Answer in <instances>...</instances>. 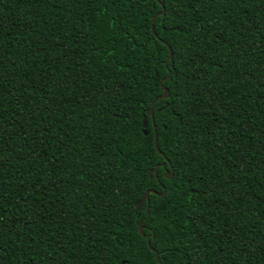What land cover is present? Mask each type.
I'll list each match as a JSON object with an SVG mask.
<instances>
[{
	"label": "trees",
	"instance_id": "trees-1",
	"mask_svg": "<svg viewBox=\"0 0 264 264\" xmlns=\"http://www.w3.org/2000/svg\"><path fill=\"white\" fill-rule=\"evenodd\" d=\"M0 264H264V0H0Z\"/></svg>",
	"mask_w": 264,
	"mask_h": 264
},
{
	"label": "water",
	"instance_id": "water-1",
	"mask_svg": "<svg viewBox=\"0 0 264 264\" xmlns=\"http://www.w3.org/2000/svg\"><path fill=\"white\" fill-rule=\"evenodd\" d=\"M158 2H159L160 5L163 6V4H162L161 1H158ZM160 14H161V15H164V14H165V7H164V6H163V10H162V12H161ZM155 18H156V17H154V19H153V21H152V28H153V23H154ZM170 59H172V51H171V49H170L169 60H170ZM163 83H164V82H162V89H163L164 93H163L160 97H158L157 99H155V100L152 102V104H151V106H150V108H149V110H148V114H149L150 116H154V105H155V103L157 102V100H158V99H161V98H162V99H168L169 96H170L169 90H168L166 87H164ZM144 133H145L146 135H148V131H145ZM155 135H156V136H155V147H156L158 153H159L161 156H164V153L159 149V146H157V145H158V136H157V132H156V127H155ZM165 160L167 161V158H166V157H165ZM159 166L166 167V165H165L164 163L161 164V165H158L156 168H154V169L150 172V177H152V175H153L154 173L157 172V169H158ZM166 174H167L166 176H167L168 179H171V178L173 177V171H172L170 174H168V172L166 171ZM150 194H156V195H159V196L162 197V196H164V194H165V190H164V192H163L162 194H158V193H157L156 191H154V190H149L148 192H146V194L144 195V197L141 199L140 202H138V204H137V206H136V212H137V213L142 209V207L144 206V204H145L146 202L149 203V196H150ZM147 212H148V211H147ZM139 231H140V233H141L143 236L145 235L142 222H141V224H140V226H139ZM148 240H149V239H148ZM148 244H149V243H148ZM151 250L154 251V248L151 247ZM156 256H157V260L159 261L160 258H159L158 253H156Z\"/></svg>",
	"mask_w": 264,
	"mask_h": 264
},
{
	"label": "snow or ice",
	"instance_id": "snow-or-ice-1",
	"mask_svg": "<svg viewBox=\"0 0 264 264\" xmlns=\"http://www.w3.org/2000/svg\"><path fill=\"white\" fill-rule=\"evenodd\" d=\"M154 121H155V117L154 116H150L149 114L145 113V116H144V127L145 128H147L150 123H154ZM148 231L151 232V229H148ZM151 234L155 235L154 232H151ZM147 242L151 243V240L149 239Z\"/></svg>",
	"mask_w": 264,
	"mask_h": 264
}]
</instances>
